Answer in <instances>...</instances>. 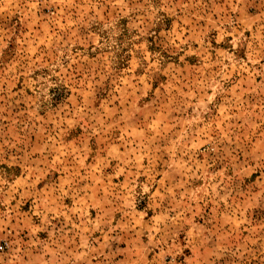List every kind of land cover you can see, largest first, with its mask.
Wrapping results in <instances>:
<instances>
[{"label":"rangeland","instance_id":"obj_1","mask_svg":"<svg viewBox=\"0 0 264 264\" xmlns=\"http://www.w3.org/2000/svg\"><path fill=\"white\" fill-rule=\"evenodd\" d=\"M0 264H264V0H0Z\"/></svg>","mask_w":264,"mask_h":264},{"label":"built area","instance_id":"obj_2","mask_svg":"<svg viewBox=\"0 0 264 264\" xmlns=\"http://www.w3.org/2000/svg\"><path fill=\"white\" fill-rule=\"evenodd\" d=\"M3 245H1V247H2Z\"/></svg>","mask_w":264,"mask_h":264}]
</instances>
